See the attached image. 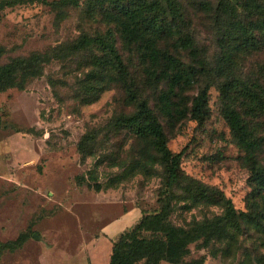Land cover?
<instances>
[{
    "label": "rangeland",
    "instance_id": "obj_1",
    "mask_svg": "<svg viewBox=\"0 0 264 264\" xmlns=\"http://www.w3.org/2000/svg\"><path fill=\"white\" fill-rule=\"evenodd\" d=\"M175 1L204 69L173 41L166 47L196 69L193 86L180 94L184 110L208 87L201 123L158 114L166 86L147 75L102 0H0V264H108L139 210L158 213L159 200L171 206L174 226L222 219L220 205L194 203L182 184L166 194L154 151L117 123L143 101L158 116L169 151L183 152L182 174L222 192L236 212L247 211L255 182L223 110L230 103L239 112L264 166V40L254 25L264 0ZM239 22L252 34L251 46L235 33ZM94 38L113 44L121 65L85 44ZM225 84L231 102L222 96ZM81 143L90 155L80 153ZM257 201L264 208V190ZM221 219L222 232L206 246L191 244L181 264H264V231L242 224L237 232Z\"/></svg>",
    "mask_w": 264,
    "mask_h": 264
},
{
    "label": "trees",
    "instance_id": "obj_2",
    "mask_svg": "<svg viewBox=\"0 0 264 264\" xmlns=\"http://www.w3.org/2000/svg\"><path fill=\"white\" fill-rule=\"evenodd\" d=\"M115 13L118 31L122 39L137 49L138 56L147 64V75L153 80L164 84L166 87L158 96V114L171 123L189 117L190 120L202 122L208 101V87L202 88L192 98L190 107L182 108L181 93L192 87L196 81L195 68L184 66L175 55L171 54L166 45L173 41V47L187 52L192 61L200 69H204V62L199 59V54L194 42L188 34L181 30L184 23L183 13L175 0H102ZM262 18L254 25L263 35L264 40V6H257ZM251 24V26H254ZM235 33L244 37L243 44H253L252 34L247 36V28L240 22L236 25ZM86 45L97 44L107 51L113 59L121 65V59L113 44L102 39L94 38L85 42ZM103 76L97 80L98 87L102 85ZM230 85H223L221 93L224 100L231 102L232 89ZM1 92V87H0ZM250 102L259 105L262 98L255 94L248 95ZM223 118L235 139L238 147L246 153V164L251 171L255 182V189L247 200V211L236 212L231 200L224 197L222 192L215 188L207 187L192 178L184 176L180 170L183 152L173 154L167 148V137L159 122L158 116L148 107L146 102L137 105V112L132 116H122L118 124L130 126L138 138L144 141L154 151L156 157L152 162H157L165 168L163 187L165 193L172 192L177 186L188 194L194 203L220 205L223 216L212 220L193 223L191 227H178L169 222L172 208L167 202H161L159 212L143 214L130 230L122 233L113 243L108 264H181L189 253V246L201 241L206 246L216 238L225 225H230L235 231H241V225L246 224L255 229L264 231V208L257 201V196L264 190V166H259L255 159V152L259 149L258 142L253 138L247 125L242 120L239 112L230 103H225ZM79 151L85 154L84 144L79 145ZM185 183V185H183ZM96 191L100 186L95 184ZM148 234V235H146ZM191 264H203L193 262Z\"/></svg>",
    "mask_w": 264,
    "mask_h": 264
},
{
    "label": "crops",
    "instance_id": "obj_3",
    "mask_svg": "<svg viewBox=\"0 0 264 264\" xmlns=\"http://www.w3.org/2000/svg\"><path fill=\"white\" fill-rule=\"evenodd\" d=\"M136 209H137V208H136ZM139 213H140V216H139V217L141 218V211H140V210H139ZM140 218H139V219H140ZM138 221H139V220H138ZM138 221H137V222H138Z\"/></svg>",
    "mask_w": 264,
    "mask_h": 264
}]
</instances>
